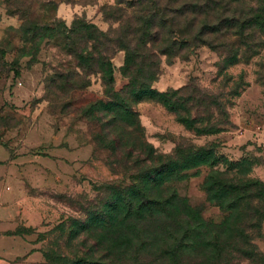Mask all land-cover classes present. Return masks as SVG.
Listing matches in <instances>:
<instances>
[{
	"label": "rangeland",
	"instance_id": "374dc122",
	"mask_svg": "<svg viewBox=\"0 0 264 264\" xmlns=\"http://www.w3.org/2000/svg\"><path fill=\"white\" fill-rule=\"evenodd\" d=\"M128 51L179 106L134 105L138 158L104 124ZM142 177L189 226L179 264H264V0H0V206L32 224L41 264H169L163 229L132 262L112 225Z\"/></svg>",
	"mask_w": 264,
	"mask_h": 264
},
{
	"label": "trees",
	"instance_id": "16d2710c",
	"mask_svg": "<svg viewBox=\"0 0 264 264\" xmlns=\"http://www.w3.org/2000/svg\"><path fill=\"white\" fill-rule=\"evenodd\" d=\"M178 44L180 45L176 51L173 48L168 50L171 55H176L177 51L183 49L185 46V42ZM173 46L176 47L175 44ZM136 57L133 51H128L121 72L124 76L132 72V76L129 78L126 90L123 91L122 89L123 93H121L122 91L113 92L111 102L105 105L107 109L109 107L107 111L111 115L104 124L107 126L108 124L111 126L122 124L124 126L122 131L120 130L116 133L114 140L117 144L126 142L125 152L127 158H138L146 152V144L143 141V130L139 124L138 115L133 109L134 105L149 99L162 104L169 112L177 114L179 111V106L171 98L167 99L166 95L152 90L151 83L154 81L156 74L152 71V67L146 68L141 66L132 71L135 67L134 61ZM178 119L186 124V120L179 116ZM142 172L144 171L142 170ZM158 174L162 179V172H158ZM144 179L146 178L142 177L140 180L142 184L140 188H136L134 191L131 189L130 194L122 199L119 196L116 197V201L112 203L110 215L112 225H116L115 234L117 236L121 232L125 236L127 234V239H129L131 247L135 250L132 251V262H138L144 255L145 250L152 243L150 237L147 235L153 234V232L160 233L161 231L158 229H163L167 233L162 240L165 244L155 254H152L156 259H162L164 256L169 257L170 260L164 258L169 264H179L181 256L178 255V249L186 242L184 239L189 226L187 224L182 229L179 228V232H181L179 234L177 228L170 225L171 221L167 223L163 220L164 214H172V204L163 197L162 191L153 194L154 190H156L155 185L146 184L147 182ZM146 180L149 182L151 179L147 178ZM171 198L175 199V196L173 195ZM199 228L200 226H197L196 229L199 230ZM168 234L173 237V242L167 243Z\"/></svg>",
	"mask_w": 264,
	"mask_h": 264
},
{
	"label": "crops",
	"instance_id": "0c3cea01",
	"mask_svg": "<svg viewBox=\"0 0 264 264\" xmlns=\"http://www.w3.org/2000/svg\"><path fill=\"white\" fill-rule=\"evenodd\" d=\"M32 224L16 206H0V264H41L43 254L39 245L21 227Z\"/></svg>",
	"mask_w": 264,
	"mask_h": 264
}]
</instances>
